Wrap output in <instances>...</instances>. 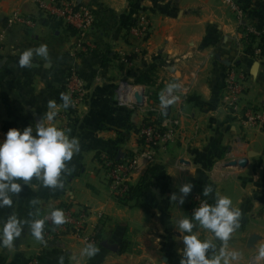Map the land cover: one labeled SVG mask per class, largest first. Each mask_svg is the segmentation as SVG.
Instances as JSON below:
<instances>
[{
	"label": "crops",
	"instance_id": "obj_1",
	"mask_svg": "<svg viewBox=\"0 0 264 264\" xmlns=\"http://www.w3.org/2000/svg\"><path fill=\"white\" fill-rule=\"evenodd\" d=\"M239 1L247 6L250 23L264 25V0ZM76 2L86 4L95 19L83 37L63 21L39 17L34 0H0V139L12 127L35 129L38 118L48 124V102L55 101L52 123L70 129L80 143L67 165L70 174H62L63 188H44L35 177L26 185L20 181L22 191L9 193L13 205L0 208V222L13 214L21 220L43 219L59 206L82 207L98 230L99 251L82 256L83 246L69 237L43 243L25 224L12 247H0V264H58L61 256L64 264H179L188 233L178 229L177 221L190 218L189 206L170 197L184 183L201 195L203 186L211 184L210 204L218 193L241 211L239 227L227 242L193 222V233L213 245L208 257L224 248L239 253L230 264L252 259L264 264L258 254L264 246V133L242 124L222 105L226 71L233 65L248 75L243 103L264 105V53L259 59L247 55L222 0ZM14 13L36 19V28H9ZM140 13L151 24L144 40L129 31ZM79 41L86 42L85 51H76ZM41 44L47 45L50 61L37 56L32 67L19 68V54ZM72 65L82 83V101L76 109H65L60 96ZM118 85L129 105L116 99ZM170 85L177 87L168 93ZM162 96L175 97L174 102L164 106ZM166 107L170 117L179 111L174 140L156 151L153 161L140 156L130 173L131 186L147 178L153 201L147 210L133 201L121 204L100 160L130 158L140 148L136 130L147 119L160 120L156 108L166 116ZM33 199L38 203L32 204Z\"/></svg>",
	"mask_w": 264,
	"mask_h": 264
},
{
	"label": "clouds",
	"instance_id": "obj_2",
	"mask_svg": "<svg viewBox=\"0 0 264 264\" xmlns=\"http://www.w3.org/2000/svg\"><path fill=\"white\" fill-rule=\"evenodd\" d=\"M42 57L46 62L50 61L47 45L41 44L35 49L23 50L17 61L19 68H29L34 65V57ZM177 85H170L167 89L171 93ZM60 99L63 108L71 106L72 100L69 94L62 93ZM175 97H161L164 106L174 102ZM49 111L46 113L45 124L42 120L36 122L35 129L32 125L25 126L22 130L15 127L9 128L0 139V208L13 205V199L9 195L19 194L22 191L20 181L26 185L33 177L41 182L40 186L56 190L63 188L62 174H70L68 168L74 154L80 151V143L77 137L70 136V129L65 130L52 123L57 116V105L55 101L48 102ZM193 185L184 183L180 185L179 191L173 192L170 199L183 204L185 198L191 193ZM214 189L211 184L203 186V197H209ZM32 204L38 201L33 199ZM241 211L234 207L231 198L215 194L214 203L210 204L204 200L195 208L192 217H183L177 221V227L183 236V255L179 264H230L238 258L239 253L227 251L221 248L218 255L211 259L207 252L213 245L208 239L202 240L193 233L196 221L204 229L211 231L215 239L227 242L231 234L239 227ZM50 221L53 225H62L66 218L62 209L53 208L49 214L41 219L39 217L31 220H21L16 215L8 216L0 222V247L9 248L17 240L23 231V225L27 224L31 235L38 241L44 240L43 232L45 224ZM99 249L90 242H86L81 249V255L93 257ZM260 257H264V246L258 250ZM58 264H64V257L58 258Z\"/></svg>",
	"mask_w": 264,
	"mask_h": 264
},
{
	"label": "built area",
	"instance_id": "obj_3",
	"mask_svg": "<svg viewBox=\"0 0 264 264\" xmlns=\"http://www.w3.org/2000/svg\"><path fill=\"white\" fill-rule=\"evenodd\" d=\"M222 1L234 16L241 44L244 48L252 47L253 58L259 59L261 50L258 48V44L260 38L264 37V25L250 23L248 21L249 10L239 0ZM34 2L39 10V17L51 21H63L79 37H83L94 25L95 19L91 9L86 4L77 3L76 0H34ZM7 25L9 28L17 27L23 31H33L37 26V20L22 13H14L7 21ZM150 25L148 17L140 13L135 18L129 31L135 37L144 40L149 34ZM3 34L4 31L1 32L0 36H3ZM85 45V41H79L76 51H85ZM247 79L248 75L246 72L237 66L233 65L226 71L222 105L230 112L237 114V118L242 124L247 125V127L257 128L264 133V105L244 104L241 98L247 90ZM63 86L65 93L71 96L72 104L70 108L76 109L82 101L83 87L73 65L64 74ZM115 96L120 104H130L127 101L128 98L122 85H118ZM131 101L133 104L137 103L136 99ZM154 112L160 120L147 119L136 130V136L140 144L139 150L132 153L127 160L114 161L107 157L100 160L99 167L105 173L112 194L118 201L125 199L129 194L131 186L130 173L137 166L139 157L146 156L150 161H153L156 151L164 149L174 140L179 126V111L176 112L177 114L174 117L163 116L162 108H156ZM204 200L206 198L195 191H191L186 197L191 216L195 208ZM57 208L63 210L66 222L62 225H53L50 221H47L43 232V243L49 240L69 237L82 246L86 242L94 245L98 244V230L90 226L87 209L82 207L74 208L71 205H63Z\"/></svg>",
	"mask_w": 264,
	"mask_h": 264
},
{
	"label": "trees",
	"instance_id": "obj_4",
	"mask_svg": "<svg viewBox=\"0 0 264 264\" xmlns=\"http://www.w3.org/2000/svg\"><path fill=\"white\" fill-rule=\"evenodd\" d=\"M258 48L261 50V56L264 53V37L260 38V42L258 44ZM247 55L253 57V48L247 47L246 48ZM208 203H210L209 199L205 197ZM133 201L135 205L140 206L144 209H148L150 204L153 201V197L151 194V188L148 184L147 178L143 176L137 184L130 186L129 194L123 200H120L121 204H127ZM99 235V234H98Z\"/></svg>",
	"mask_w": 264,
	"mask_h": 264
},
{
	"label": "water",
	"instance_id": "obj_5",
	"mask_svg": "<svg viewBox=\"0 0 264 264\" xmlns=\"http://www.w3.org/2000/svg\"><path fill=\"white\" fill-rule=\"evenodd\" d=\"M163 113H164L165 115H168V113H169V108H168V107L164 108ZM38 120H39V118L37 119V121H38Z\"/></svg>",
	"mask_w": 264,
	"mask_h": 264
},
{
	"label": "rangeland",
	"instance_id": "obj_6",
	"mask_svg": "<svg viewBox=\"0 0 264 264\" xmlns=\"http://www.w3.org/2000/svg\"><path fill=\"white\" fill-rule=\"evenodd\" d=\"M185 204L186 205H188L187 204V202H186V198H185ZM189 211V210H188ZM190 214V213H189ZM262 215H263V213H262ZM192 216L190 215V218H191ZM193 222H196V221H193ZM262 226H263V223H262ZM254 263V260L252 259L251 261H250V264H253Z\"/></svg>",
	"mask_w": 264,
	"mask_h": 264
}]
</instances>
